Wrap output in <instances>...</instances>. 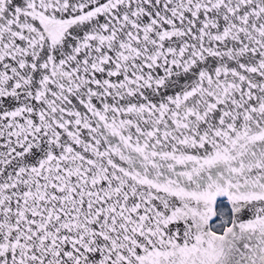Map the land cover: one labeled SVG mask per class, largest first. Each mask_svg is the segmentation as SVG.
<instances>
[{
	"label": "snow or ice",
	"instance_id": "6c2138e0",
	"mask_svg": "<svg viewBox=\"0 0 264 264\" xmlns=\"http://www.w3.org/2000/svg\"><path fill=\"white\" fill-rule=\"evenodd\" d=\"M0 264H264V0H0Z\"/></svg>",
	"mask_w": 264,
	"mask_h": 264
}]
</instances>
